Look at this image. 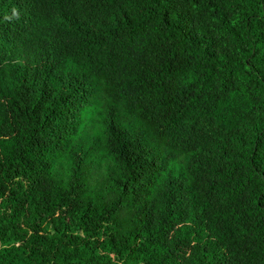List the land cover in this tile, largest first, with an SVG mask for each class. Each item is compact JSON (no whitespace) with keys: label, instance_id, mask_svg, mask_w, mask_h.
<instances>
[{"label":"trees","instance_id":"1","mask_svg":"<svg viewBox=\"0 0 264 264\" xmlns=\"http://www.w3.org/2000/svg\"><path fill=\"white\" fill-rule=\"evenodd\" d=\"M0 264H264V0H0Z\"/></svg>","mask_w":264,"mask_h":264}]
</instances>
